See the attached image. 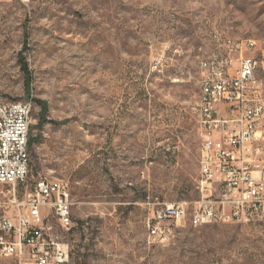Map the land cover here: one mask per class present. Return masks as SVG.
Instances as JSON below:
<instances>
[{"label":"rangeland","instance_id":"374dc122","mask_svg":"<svg viewBox=\"0 0 264 264\" xmlns=\"http://www.w3.org/2000/svg\"><path fill=\"white\" fill-rule=\"evenodd\" d=\"M263 39L264 0H0V104L33 106L19 196L68 184L71 225L49 213L43 236L69 264H264L263 222L187 221L165 245L145 228L199 198L200 61Z\"/></svg>","mask_w":264,"mask_h":264},{"label":"built area","instance_id":"2783aa9c","mask_svg":"<svg viewBox=\"0 0 264 264\" xmlns=\"http://www.w3.org/2000/svg\"><path fill=\"white\" fill-rule=\"evenodd\" d=\"M263 40L228 41L199 63L197 123L199 198L150 205L146 240L165 245L175 228L215 223H264ZM32 103L0 104V260L16 264H69L66 246L43 236L51 213L71 225L68 184L40 179L19 196L30 173Z\"/></svg>","mask_w":264,"mask_h":264},{"label":"bare ground","instance_id":"6f19581e","mask_svg":"<svg viewBox=\"0 0 264 264\" xmlns=\"http://www.w3.org/2000/svg\"><path fill=\"white\" fill-rule=\"evenodd\" d=\"M258 63H264V54H259ZM259 85L264 88V74H259Z\"/></svg>","mask_w":264,"mask_h":264},{"label":"trees","instance_id":"16d2710c","mask_svg":"<svg viewBox=\"0 0 264 264\" xmlns=\"http://www.w3.org/2000/svg\"><path fill=\"white\" fill-rule=\"evenodd\" d=\"M21 65H22V70L27 74L28 72H27L25 63L21 62ZM38 104L42 105L41 103H38ZM42 108L44 109V107H42ZM42 118H43V115L41 116V121L40 122H42ZM35 142H36L35 139H29V141H28L29 147H32V145H34Z\"/></svg>","mask_w":264,"mask_h":264}]
</instances>
